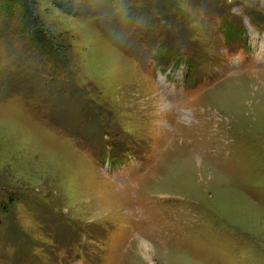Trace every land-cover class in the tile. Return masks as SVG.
Masks as SVG:
<instances>
[{"label": "rangeland", "instance_id": "374dc122", "mask_svg": "<svg viewBox=\"0 0 264 264\" xmlns=\"http://www.w3.org/2000/svg\"><path fill=\"white\" fill-rule=\"evenodd\" d=\"M34 1L56 61L0 9V264H264V0Z\"/></svg>", "mask_w": 264, "mask_h": 264}, {"label": "trees", "instance_id": "16d2710c", "mask_svg": "<svg viewBox=\"0 0 264 264\" xmlns=\"http://www.w3.org/2000/svg\"><path fill=\"white\" fill-rule=\"evenodd\" d=\"M77 0H51V4L59 8L64 13L70 14L73 11L72 3ZM0 9L9 12L18 9L19 15L23 19V28L32 43L42 50L52 60L59 58L54 37L45 30L40 20V15L36 9L34 0H0Z\"/></svg>", "mask_w": 264, "mask_h": 264}, {"label": "bare ground", "instance_id": "6f19581e", "mask_svg": "<svg viewBox=\"0 0 264 264\" xmlns=\"http://www.w3.org/2000/svg\"><path fill=\"white\" fill-rule=\"evenodd\" d=\"M257 40V39H256ZM263 45L261 46V50L263 51L264 50V43H262Z\"/></svg>", "mask_w": 264, "mask_h": 264}]
</instances>
